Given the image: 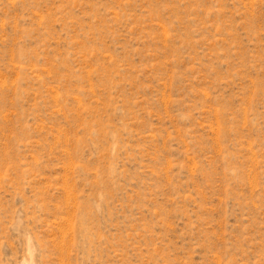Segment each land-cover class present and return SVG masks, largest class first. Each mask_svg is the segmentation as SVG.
Instances as JSON below:
<instances>
[{
  "label": "rangeland",
  "instance_id": "374dc122",
  "mask_svg": "<svg viewBox=\"0 0 264 264\" xmlns=\"http://www.w3.org/2000/svg\"><path fill=\"white\" fill-rule=\"evenodd\" d=\"M0 264H264V0H0Z\"/></svg>",
  "mask_w": 264,
  "mask_h": 264
}]
</instances>
